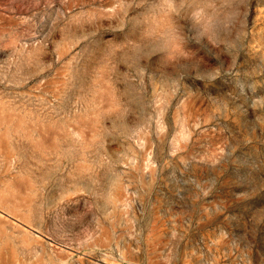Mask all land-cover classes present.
<instances>
[{
  "label": "rangeland",
  "instance_id": "1",
  "mask_svg": "<svg viewBox=\"0 0 264 264\" xmlns=\"http://www.w3.org/2000/svg\"><path fill=\"white\" fill-rule=\"evenodd\" d=\"M0 264H264V0H0Z\"/></svg>",
  "mask_w": 264,
  "mask_h": 264
}]
</instances>
